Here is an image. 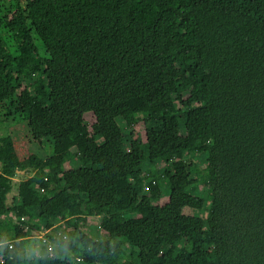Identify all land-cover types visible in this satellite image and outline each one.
<instances>
[{"label":"trees","instance_id":"1","mask_svg":"<svg viewBox=\"0 0 264 264\" xmlns=\"http://www.w3.org/2000/svg\"><path fill=\"white\" fill-rule=\"evenodd\" d=\"M10 3L0 264H264V0Z\"/></svg>","mask_w":264,"mask_h":264},{"label":"rangeland","instance_id":"2","mask_svg":"<svg viewBox=\"0 0 264 264\" xmlns=\"http://www.w3.org/2000/svg\"><path fill=\"white\" fill-rule=\"evenodd\" d=\"M11 10V3L10 0H0V19L6 14L9 13ZM38 46L40 48V53L45 54V48L37 40ZM21 99L24 103V105L31 107L32 109L36 110L39 108V100L36 98H33L30 96L27 89H24L21 92ZM128 118L125 119L123 122H129L131 124V127H133L135 130L143 131L144 130V124L143 122L134 123L133 120ZM1 133H7L11 134L17 144L18 148V155L20 158L27 157L29 154L36 153L39 157H45L47 153L46 150H43L40 148V146L37 144L36 141H34L29 133L28 124L25 120L22 119L20 114H11L10 109L8 108V105L1 106L0 105V134ZM37 158V157H36ZM11 161L19 166L18 159L15 155L11 156ZM35 161V160H33ZM69 167V166H68ZM25 170H22L15 176L16 186L18 181H25L26 183L30 182V177L33 174V169H29L27 172V175L25 174ZM165 199L161 200V202H164Z\"/></svg>","mask_w":264,"mask_h":264},{"label":"built area","instance_id":"3","mask_svg":"<svg viewBox=\"0 0 264 264\" xmlns=\"http://www.w3.org/2000/svg\"><path fill=\"white\" fill-rule=\"evenodd\" d=\"M11 219H15V223L20 224L21 222H24L26 220L27 217L23 216L21 218H16L15 216L10 217ZM62 221H59L58 223H55V225L52 227L53 229V233L56 234L58 237H62L63 239H68L69 238V234L68 231H65L62 228ZM42 241L44 244H46L48 246V253L50 256H53L55 254V248L53 247V244L49 242L48 237L45 236V233H43V235L41 236ZM12 247V244L10 245ZM80 260V257H72V262H76Z\"/></svg>","mask_w":264,"mask_h":264}]
</instances>
